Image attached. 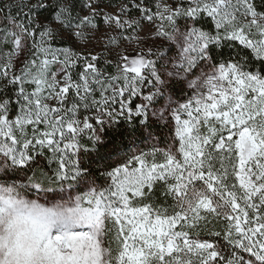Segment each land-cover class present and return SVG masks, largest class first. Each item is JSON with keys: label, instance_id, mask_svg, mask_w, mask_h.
Returning <instances> with one entry per match:
<instances>
[{"label": "snow or ice", "instance_id": "obj_1", "mask_svg": "<svg viewBox=\"0 0 264 264\" xmlns=\"http://www.w3.org/2000/svg\"><path fill=\"white\" fill-rule=\"evenodd\" d=\"M0 264H264V0H0Z\"/></svg>", "mask_w": 264, "mask_h": 264}, {"label": "rangeland", "instance_id": "obj_2", "mask_svg": "<svg viewBox=\"0 0 264 264\" xmlns=\"http://www.w3.org/2000/svg\"><path fill=\"white\" fill-rule=\"evenodd\" d=\"M159 23V22H157ZM154 30H155V25L147 22V21H144L142 23V26H141V29L139 30L138 34L140 36V39L144 42L143 44L140 45V47H144V48H147V47H159L161 46V43H162V39L161 38H158V37H155L154 35ZM127 43V42H125ZM163 44L164 46L166 47L167 45V42L166 41H163ZM137 47V44L135 42H133L129 48H128V51L132 54H134L133 52V49H135ZM74 50L76 51H94V52H100L101 50V46L97 43L96 39H93L91 41V43L88 45L87 48H83L82 46H77ZM174 54V52H173ZM109 57H112V56H109ZM190 94V90H185L183 93H179L178 96L176 97L177 99L180 100V102H183L184 99L187 98V96ZM138 102V101H137ZM156 107L159 108L160 107V104L157 103L156 104ZM154 126H163L162 124H156ZM166 130H168L167 128H165ZM149 128H144L143 129V132H144V136H143V140L146 141V144L145 145H148L147 147L143 148L141 147V145H139L137 142L135 143H132V146H131V150L130 151H136V152H139V151H150V149L153 147V146H158V147H166L167 144L170 142V134H168V140L169 142H166V143H162L161 142V138L155 134H152L150 131ZM87 190V189H85ZM219 227H221V225H217V230L219 229ZM204 238H208V239H215V238H212V237H207L205 235Z\"/></svg>", "mask_w": 264, "mask_h": 264}, {"label": "trees", "instance_id": "obj_3", "mask_svg": "<svg viewBox=\"0 0 264 264\" xmlns=\"http://www.w3.org/2000/svg\"><path fill=\"white\" fill-rule=\"evenodd\" d=\"M112 3L113 4H118L119 3V0H112ZM58 47H71V45L69 44H66L65 42H59L57 44ZM113 57H109V59H112ZM108 71H114V69H112L111 67L108 68ZM150 132L152 134H155L157 136H159L162 140L161 142L162 143H166V142H169L168 140V134H169V131L165 129V127L163 126H153L151 128H149ZM116 136V144L118 146H121L123 147L124 145H127V147L124 148V151H130L131 150V146H132V143H138L139 145H141V147L145 148L147 147L148 145H145L146 144V141L143 140V136L145 135L144 132L142 131V134L140 133H137L135 136H130L128 134H125L123 136H120L118 134H114ZM112 149H113V145L111 143H109L107 145L106 148H102V147H98L96 150H94L92 152V158L95 159V157L97 156V154H104L106 155L107 157V153L109 152H112ZM111 159H115V154H113L111 157Z\"/></svg>", "mask_w": 264, "mask_h": 264}]
</instances>
